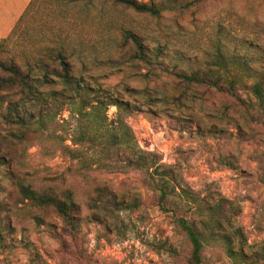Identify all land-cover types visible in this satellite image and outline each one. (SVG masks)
Segmentation results:
<instances>
[{
  "label": "rangeland",
  "instance_id": "rangeland-1",
  "mask_svg": "<svg viewBox=\"0 0 264 264\" xmlns=\"http://www.w3.org/2000/svg\"><path fill=\"white\" fill-rule=\"evenodd\" d=\"M139 1L157 8L159 15L99 2L73 10L74 71H85L92 84L133 110L123 115L124 121L140 147L155 155L156 166L172 172L177 192L190 190L212 204L224 198L239 207L240 214L224 226L225 233L235 251L248 256L245 264H264L255 258L264 249L263 143L238 140L237 126L242 122L225 109L227 97L203 90L189 93L170 76L130 61L133 47L124 45V33L131 32L149 55L171 68L206 71L215 66H245L241 63L245 62L264 77V0ZM49 6L55 12V2ZM81 52L88 53L87 66H82ZM234 73L240 75L241 70ZM240 77L241 95H250L249 88L259 79ZM49 110L58 122L75 126L67 104H27L21 114L37 118ZM117 111L109 108V122L116 119ZM29 153L28 172L34 175L27 182L37 187L52 184L49 176L64 173L66 186L86 197L84 203L87 196H95L99 184L128 203L136 197L141 205L96 222L82 204L81 230L72 239L55 213L31 210L14 183L1 179L0 264H186L188 247L174 228V214L153 205L158 195L149 186L148 174L121 169L126 153L109 161L116 171L92 172L87 181L75 176L76 163L61 154L44 159L37 144ZM35 215L41 217L40 223L32 218ZM161 243L177 249L180 257L156 249ZM205 256L207 264H235L222 249H209Z\"/></svg>",
  "mask_w": 264,
  "mask_h": 264
},
{
  "label": "trees",
  "instance_id": "trees-1",
  "mask_svg": "<svg viewBox=\"0 0 264 264\" xmlns=\"http://www.w3.org/2000/svg\"><path fill=\"white\" fill-rule=\"evenodd\" d=\"M53 2L55 12L49 6ZM93 2L140 14L157 16L160 13L139 0L31 1L10 35L0 41V182L1 179L12 181L21 201L31 210L55 213L64 231L75 239L82 226V204L93 212L92 221L102 222L123 209L140 208L141 201L134 197L132 203H128L115 190L98 184L93 190L95 196H87L84 203L86 197L80 196L74 187L66 186L64 173L49 176L52 184L37 187L27 182V177L34 175L28 172L30 148L40 146L44 159H53L58 154L69 158L76 163L75 176L86 181L92 172L116 171L109 161L123 152L127 160L121 169L126 173L136 170L148 174L149 186L158 195L153 205L164 213L174 214V228L188 247L186 264H207L205 252L209 249H222L235 264L247 263L248 256L242 250L235 251L232 238L224 229L240 214L239 207L224 198L212 204L190 190L181 188L177 192L172 172L156 166L155 155L140 147L131 127L124 121L123 115L133 110L110 91L92 84L85 71H74L72 59L76 51L72 49L71 30L76 23L71 13ZM124 45L133 47L130 61L147 66L159 75L170 76L189 93L203 90L206 94L227 97L225 109L242 122L237 126L238 140L264 145V77L253 67L241 62L245 66L186 71L177 66L171 68L159 57L149 55L143 42L131 32L124 33ZM86 54H79L82 66H87ZM238 70H241L240 75L259 79L249 88L250 95L240 93L243 80L234 73ZM48 103L69 105L75 126L67 121L58 122L56 114L50 110L37 118L21 114L27 104ZM110 107L118 110L116 119L111 122ZM49 170L45 168V172ZM32 218L37 223L41 221L38 215ZM2 223L0 220V225ZM156 249L180 257L178 250L166 243ZM255 258L264 261V249Z\"/></svg>",
  "mask_w": 264,
  "mask_h": 264
},
{
  "label": "crops",
  "instance_id": "crops-1",
  "mask_svg": "<svg viewBox=\"0 0 264 264\" xmlns=\"http://www.w3.org/2000/svg\"><path fill=\"white\" fill-rule=\"evenodd\" d=\"M32 0H0V39L7 38Z\"/></svg>",
  "mask_w": 264,
  "mask_h": 264
}]
</instances>
